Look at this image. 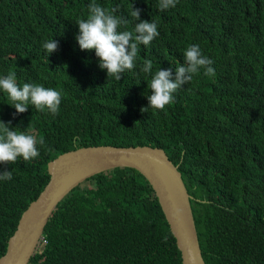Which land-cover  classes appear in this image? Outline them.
I'll list each match as a JSON object with an SVG mask.
<instances>
[{
    "label": "trees",
    "instance_id": "obj_1",
    "mask_svg": "<svg viewBox=\"0 0 264 264\" xmlns=\"http://www.w3.org/2000/svg\"><path fill=\"white\" fill-rule=\"evenodd\" d=\"M93 0H0V77L19 86L37 83L62 93L56 115L16 114L0 91V121L45 143L31 162L22 158L0 172V254L20 211L48 178L46 161L78 146L147 144L176 165L189 196L204 264H264V0H95L130 21L155 22L159 36L140 46L137 68L107 78L94 51H81L77 20ZM140 9V21L131 17ZM56 40L48 55L45 40ZM199 45L214 61L174 93L165 110L141 112L151 75L173 71L184 51ZM28 264H180L179 252L145 178L114 166L85 177L60 198Z\"/></svg>",
    "mask_w": 264,
    "mask_h": 264
},
{
    "label": "clouds",
    "instance_id": "obj_2",
    "mask_svg": "<svg viewBox=\"0 0 264 264\" xmlns=\"http://www.w3.org/2000/svg\"><path fill=\"white\" fill-rule=\"evenodd\" d=\"M179 0H158V10L164 11L175 8ZM111 11L97 5L95 0L88 6L86 19L76 22L79 32L75 37L81 51H94L98 60V67L106 71L107 78L117 81L122 79V73L137 68V57L140 46H148L159 36L155 22L140 21L141 10L133 9L131 17L136 21L131 31H119L123 25L125 28L130 21L118 17ZM42 48L48 55L54 53L58 48L56 40H45ZM213 60L205 56L199 45H191L184 51V62L173 71L171 68L159 69L153 74V63L145 59L139 67L142 74L151 75L148 88L150 95L146 96L148 104L141 108V112L152 110L153 114L165 110L166 106L174 102V93L182 86L193 80L201 69L204 76L214 77L215 69L211 67ZM0 91L6 94L10 106L15 109L16 114L25 113L29 105L38 112H48L56 115L59 111L62 93L53 88H46L37 83H24L19 86L14 73L10 72L0 77ZM43 138H38L32 132L16 131L7 124L0 121V164L8 165L22 158L24 162H31L40 155L39 147L44 145ZM112 168V167H111ZM13 179L12 171L0 172V181Z\"/></svg>",
    "mask_w": 264,
    "mask_h": 264
},
{
    "label": "water",
    "instance_id": "obj_3",
    "mask_svg": "<svg viewBox=\"0 0 264 264\" xmlns=\"http://www.w3.org/2000/svg\"><path fill=\"white\" fill-rule=\"evenodd\" d=\"M114 166L137 170L150 185L179 252L180 264H204L180 173L162 148L147 144L78 146L46 161L48 178L20 211L0 264H28L56 202L85 177Z\"/></svg>",
    "mask_w": 264,
    "mask_h": 264
},
{
    "label": "built area",
    "instance_id": "obj_4",
    "mask_svg": "<svg viewBox=\"0 0 264 264\" xmlns=\"http://www.w3.org/2000/svg\"><path fill=\"white\" fill-rule=\"evenodd\" d=\"M40 240H41V238H40Z\"/></svg>",
    "mask_w": 264,
    "mask_h": 264
}]
</instances>
